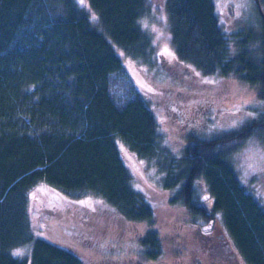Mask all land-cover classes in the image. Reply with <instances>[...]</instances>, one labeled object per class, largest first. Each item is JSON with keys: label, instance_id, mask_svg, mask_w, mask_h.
Instances as JSON below:
<instances>
[{"label": "trees", "instance_id": "trees-1", "mask_svg": "<svg viewBox=\"0 0 264 264\" xmlns=\"http://www.w3.org/2000/svg\"><path fill=\"white\" fill-rule=\"evenodd\" d=\"M86 3L88 9L77 0H0V264H84L35 234L29 197L40 185L69 200L91 196L127 222L151 224L153 205L133 185L123 153L152 162L169 202L195 223L218 219L243 264H264V208L231 161L250 137L264 144V115L220 134L191 133L172 153L120 56L160 71L140 26L147 0ZM164 6L176 63L264 85L263 37L224 32L214 0ZM199 189L212 199L208 209ZM145 236L142 254L157 260L159 238L151 229ZM23 246L28 258L12 255Z\"/></svg>", "mask_w": 264, "mask_h": 264}, {"label": "rangeland", "instance_id": "rangeland-1", "mask_svg": "<svg viewBox=\"0 0 264 264\" xmlns=\"http://www.w3.org/2000/svg\"><path fill=\"white\" fill-rule=\"evenodd\" d=\"M77 1L88 9L86 0ZM214 4L224 32L250 31L256 39L264 38V0H214ZM147 6L140 26L152 39L161 74L147 63L120 56L172 153L180 152L191 133L220 134L264 115V85L251 86L233 76H203L197 69L176 63L164 0H147ZM89 13L95 24L96 16ZM260 140H245L231 161L241 184L264 208V144ZM123 155L133 185L153 205L151 224L127 222L91 196L69 200L40 185L29 197L35 234L76 252L84 264H243L218 219L195 223L182 206L169 202L171 192L160 186L152 162ZM198 196L208 209L209 194L199 189ZM150 229L161 244L157 260L144 256L140 246ZM28 254L27 246L12 250L15 257L28 258Z\"/></svg>", "mask_w": 264, "mask_h": 264}, {"label": "water", "instance_id": "water-1", "mask_svg": "<svg viewBox=\"0 0 264 264\" xmlns=\"http://www.w3.org/2000/svg\"><path fill=\"white\" fill-rule=\"evenodd\" d=\"M227 10H228V13H229V14L232 13L230 6L227 7ZM229 249H230V248H229Z\"/></svg>", "mask_w": 264, "mask_h": 264}, {"label": "flooded vegetation", "instance_id": "flooded-vegetation-1", "mask_svg": "<svg viewBox=\"0 0 264 264\" xmlns=\"http://www.w3.org/2000/svg\"><path fill=\"white\" fill-rule=\"evenodd\" d=\"M222 236V238H223V235H221Z\"/></svg>", "mask_w": 264, "mask_h": 264}]
</instances>
